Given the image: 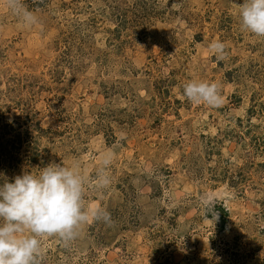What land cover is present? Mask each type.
Instances as JSON below:
<instances>
[{"label": "rangeland", "instance_id": "obj_1", "mask_svg": "<svg viewBox=\"0 0 264 264\" xmlns=\"http://www.w3.org/2000/svg\"><path fill=\"white\" fill-rule=\"evenodd\" d=\"M242 2L23 0L26 25L0 0V183L63 161L111 214L43 237V264H264V37ZM193 79L219 105L191 103Z\"/></svg>", "mask_w": 264, "mask_h": 264}, {"label": "clouds", "instance_id": "obj_2", "mask_svg": "<svg viewBox=\"0 0 264 264\" xmlns=\"http://www.w3.org/2000/svg\"><path fill=\"white\" fill-rule=\"evenodd\" d=\"M241 31L264 37V0L236 3ZM9 10L26 25L37 22L23 0H6ZM218 61L226 58L225 44L209 45ZM183 94L191 102L217 106L221 101L219 86L202 80L183 85ZM112 162L106 154L95 173L96 189L106 188L111 180ZM86 178L78 166L52 162L38 172L23 170L13 180L0 183V264H43L42 239L57 237L69 247L80 235L82 225L95 219L111 224L106 209L89 208L84 203ZM213 211L214 205L202 200Z\"/></svg>", "mask_w": 264, "mask_h": 264}]
</instances>
